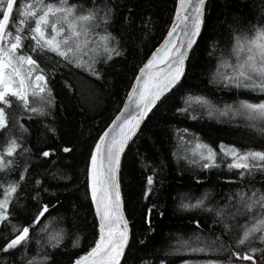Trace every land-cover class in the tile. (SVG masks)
<instances>
[{"label": "trees", "instance_id": "trees-1", "mask_svg": "<svg viewBox=\"0 0 264 264\" xmlns=\"http://www.w3.org/2000/svg\"><path fill=\"white\" fill-rule=\"evenodd\" d=\"M19 2L21 0H18L17 11ZM22 2L27 4L31 0ZM45 3L57 4L59 0H45ZM68 3L87 7L90 0H68ZM109 3L115 6L117 20L109 31L114 30L118 35L121 55L105 66L101 82H82L79 76H73L70 78L72 87L64 88L69 83L65 79L67 69L57 64V57L39 51L30 53L49 74V79L55 81L58 95L56 107L48 117L36 116L29 120L19 109L11 110L27 132L13 127L11 115L9 131L0 129V155L4 154L11 139L16 138L21 144L13 157L4 155L6 160L13 161L14 167L7 173L0 171V198L7 185L18 181L20 172L27 168L25 181L21 182L17 193H13L11 204L16 205L15 214L8 226L0 224V241L11 238L12 225L19 228L25 224L26 214L33 210L27 197L33 190L34 180L39 178L45 186L67 184V187L56 188L63 206L51 211L47 220L48 235H59L61 245L57 249L38 246L35 241L40 240L43 245L47 236L33 233L26 254L23 248L8 255L0 253V264H24L26 259H31L33 264H45V253L51 257L50 264H71L75 256L83 255L93 246L98 236L95 210L86 195L90 150L123 108L138 68L164 40L175 16L177 0H109ZM121 14L130 19L126 25L118 22ZM249 22L257 26L264 24V0L208 1L203 31L188 60L182 87L149 115L128 147L121 167V188L131 242L122 264H159L161 259L167 264H183L184 261L205 264L207 259H223L214 251L187 250L206 246L221 229L209 231L204 227L211 223L208 213L182 210L180 203H193L207 192L206 203L224 209L228 197L238 191L264 193V173L254 170L252 175L241 180L237 170L226 167L231 158L224 156L219 147L234 146L240 152L264 151V123L232 112L220 115L217 111L225 110V105H232L239 99L259 102L264 96L222 91L213 79L214 73L226 71L218 66V58L228 63L236 62L235 53L231 51L234 40L230 43L229 36L230 33L237 35L232 30L246 28ZM246 34L255 33L253 30ZM88 40L98 42L97 35L89 34ZM30 102L33 107H41L39 95L30 97ZM185 102L191 114L197 116L196 120L176 113L175 107H184ZM208 111L213 113L211 117L206 114ZM44 124L56 129L54 136L45 132ZM177 128L181 133L188 129L183 140L175 131ZM198 142L213 148L221 165L219 168L202 171L199 164L189 162L199 160L198 153H207V149L196 147ZM47 145L55 155L47 162H38L36 149ZM65 147L70 151L63 152ZM149 175L154 176L155 183L152 193L145 198L143 190ZM146 215L150 217V227L145 223ZM194 215L201 220L203 231L199 233L190 223ZM245 219L247 217L237 216L236 223L244 225ZM232 259L233 264H251Z\"/></svg>", "mask_w": 264, "mask_h": 264}, {"label": "snow or ice", "instance_id": "snow-or-ice-1", "mask_svg": "<svg viewBox=\"0 0 264 264\" xmlns=\"http://www.w3.org/2000/svg\"><path fill=\"white\" fill-rule=\"evenodd\" d=\"M206 0H177L175 17L167 30L164 42L151 52L150 58L138 68L134 81L127 92L124 107L112 119L108 127L99 135L90 150L87 166L86 195L90 197L95 210L98 226V236L93 246L83 255L75 256L71 264H120L130 243V225L122 208L119 173L121 170V155L127 146L138 135L142 123L165 100L180 89L186 76V62L195 50L201 35L204 18L203 11ZM18 0H0V129L9 131L10 115L13 117V127L21 132H27L23 124L15 120L13 108L19 109L29 120L36 116L48 117L56 107L57 91L55 81L49 79V74L42 69L37 59L30 53L39 51L41 54H54L57 64L67 69L66 80L69 83L64 88H71L70 78L79 76L81 81L101 82L105 66L115 57L121 55L118 46V35L109 29L117 23L114 5L109 0H90L89 6L69 4L68 0L59 3H45V0H31V3ZM121 25L130 22L129 17L121 14ZM254 30V35H248ZM238 33L229 42L231 51L235 53L236 62L228 63L218 58V66L226 71L214 73L213 79L219 90L239 94L246 93L264 96V24L253 25L243 29H233ZM89 34H96L98 42L90 43ZM81 37H84L81 40ZM228 52L227 46L225 53ZM243 53V55H241ZM39 95L41 107H33L30 97ZM197 99H201L198 97ZM178 115L196 120L189 106H176ZM220 115L229 112L240 114L248 119L264 123V99L259 102H249L245 99L225 105V110L217 109ZM209 117L211 111L206 113ZM45 132L55 135L56 129L44 124ZM180 139L188 133L180 129ZM21 144L16 138L8 142L3 155H0V171L5 173L13 170L11 159L5 160L4 155L13 157ZM196 147L207 149V153H198L199 160L189 161L199 164L202 171L219 168L217 153L208 144L197 143ZM224 156L231 162L226 167L237 170L241 180L246 175H252L254 170L264 173V151L240 152L234 146L226 149L220 145ZM30 151V149H26ZM67 153L68 147L62 149ZM55 155L50 145L36 149V160L47 162ZM251 160V162H249ZM27 168L20 172L19 180L7 185L3 197L0 198V222L6 226L15 214L16 205L11 204L13 193H17L21 182L26 179ZM155 172V170H154ZM154 176L146 177V187L143 197L147 198L154 188ZM197 183H201L197 180ZM64 185L45 186L41 179L34 180L32 192L28 199L33 210L26 214L25 224L19 228L12 225L11 238L0 241V253L12 254L23 248L25 254L33 233L47 236L41 247L57 249L61 245L59 235H48L47 220L51 211L62 207L57 187ZM45 196L48 198L45 199ZM208 193L197 198L193 203L181 202L179 207L185 211L200 210L211 216V223L205 225L209 231L219 227V234H214L206 246L187 249L192 252L214 251L223 259H207L205 264H233L236 261H250L251 264H264V193L251 190L250 193L238 191L228 197L224 209L206 203ZM18 200L19 197H16ZM53 200L56 203H53ZM232 209L225 211V209ZM151 210H149L150 212ZM247 217L244 225L236 223V217ZM145 223L151 226L150 217L146 215ZM197 232L203 231L201 220L197 216L190 219ZM45 264H50L51 257L44 254ZM24 264H33L26 259ZM159 264H167L161 259ZM183 264H188L184 261Z\"/></svg>", "mask_w": 264, "mask_h": 264}, {"label": "water", "instance_id": "water-1", "mask_svg": "<svg viewBox=\"0 0 264 264\" xmlns=\"http://www.w3.org/2000/svg\"><path fill=\"white\" fill-rule=\"evenodd\" d=\"M208 1H209V0H206L205 7H204V11H203L204 22H205V10H206V6H207ZM174 17H175V16H174ZM171 25H172V23H171ZM170 27H171V26H170ZM203 27H204V23H203ZM203 27H202V31H203ZM202 31H201V34H202ZM166 35H167V34H166ZM200 36H201V35H200ZM200 36H199V38H198V41H199V39H200ZM163 42H164V40L160 43V45H159L158 47H160V46L163 44ZM150 56H151V55H150ZM150 56H149L148 58H150ZM188 60H189V59H188ZM188 60H187V62H186V69H187V65H188ZM146 61H147V60H146ZM123 107H124V106H123ZM150 114H151V113H150ZM146 120H147V118H146ZM146 120H145V121H146ZM145 121L142 123V126H143V124L145 123ZM139 132H140V131H139ZM138 134H139V133H138ZM137 136H138V135H136V136L134 137L133 141L135 140V138H136ZM133 141L130 142L129 146L133 143ZM129 146L126 147L125 152L122 153V155H121V167H122V162H123L124 156H125L126 151H127V149H128ZM119 182H120V189H121L122 208L125 209V206H124V199H123V194H122V188H121V170H120V173H119ZM125 215H126V213H125ZM126 218H127V216H126ZM127 219H128V218H127ZM129 225H130V223H129ZM130 242H131V228H130ZM129 245H130V243H129ZM128 247H129V246H128ZM128 247H127L126 250H125V254H126V251H127ZM125 254L121 257V262H120V264H122Z\"/></svg>", "mask_w": 264, "mask_h": 264}, {"label": "rangeland", "instance_id": "rangeland-1", "mask_svg": "<svg viewBox=\"0 0 264 264\" xmlns=\"http://www.w3.org/2000/svg\"><path fill=\"white\" fill-rule=\"evenodd\" d=\"M5 159V158H4ZM6 160V159H5ZM7 161V160H6ZM0 224H1V222H0Z\"/></svg>", "mask_w": 264, "mask_h": 264}]
</instances>
